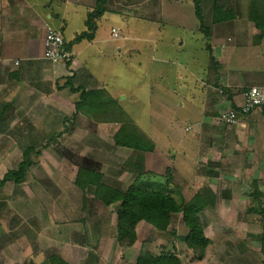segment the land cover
<instances>
[{
	"label": "crops",
	"instance_id": "crops-1",
	"mask_svg": "<svg viewBox=\"0 0 264 264\" xmlns=\"http://www.w3.org/2000/svg\"><path fill=\"white\" fill-rule=\"evenodd\" d=\"M126 1L132 2V6L137 4V0ZM241 1V11L236 12L234 7L227 8L232 11L234 17L220 23H212L209 27L210 36L206 39L204 34L199 31V22L196 23L192 20V14L196 17L193 0H158L159 16L164 14L170 17L169 19L173 22L178 19L177 25L180 27L178 33H183V35L169 37L163 43L164 47L159 43V41H163L161 37V40L156 41L149 35H145L148 33L146 30H144L146 31L144 37H133L136 40H150L153 43V54L149 58L151 61L149 64H152V67L150 65L151 69L149 68L148 73L144 74V78L138 80V85L141 86L146 82L145 86L149 88L150 94L148 102L152 112L160 111L161 114L167 115L162 116L165 119L164 122L140 125L131 116L129 109L125 107L135 103V96L130 91H128V98L125 94H114L107 91L95 74L86 67L87 59L83 57L82 49L79 48L83 44L91 46L97 43L96 34L91 40L84 39L86 42L82 40L83 42L71 45L72 58L68 66H66V61L53 64L42 57L45 27L50 26L65 33L66 29L73 26L74 18L79 19L81 29L75 30L73 27L70 30L69 38L72 37V33L74 34L70 39L72 41L76 35L86 29L85 20L88 13L94 9L96 0H0V91L3 90V85L7 82H14L10 88H7V91L13 90L12 87L17 86L20 78L23 77L22 74L28 71V67L38 66L41 63L39 60L49 62L62 77L68 74L64 79L65 83L66 80H70V83L67 84L68 87L65 84H63L64 87L61 85L63 89L57 91L58 95L53 98L52 102L54 107L59 112L61 111L59 116L66 109L68 112L80 114L81 118L76 120L73 128H83L84 131L80 134L78 143L86 145V152L92 157L91 160L95 162L96 166L92 170L96 177L95 181H88L85 187H81L76 183L77 180H74L73 187L77 186L81 190L82 196L76 205H70L71 212L65 214L66 211L58 210L60 216L57 218L58 221L53 224L55 227L56 225L63 227L52 230L55 234L52 235L53 237H49V242L46 245V249L50 250L47 258H43L40 255L42 252H39L34 255L33 261L37 264H50L49 257L56 256L66 264H135L137 257L148 253L154 256L173 253L180 264H228L231 260L228 259V253L223 246L227 242L235 245V242L240 241L243 249L237 250L238 264H264L260 249H253L249 245L251 238L248 229L244 236H238L234 226H232L233 228L227 227L226 233L222 227L218 231L219 234L215 235L219 241L216 239L218 242L214 245V240L208 230V227H211L210 223L202 222V219H205L204 211L208 207L225 208L229 206L231 208V203L234 205L240 203L246 209L250 204L251 197L248 199L246 196L245 199H241L240 196L239 200L237 195L232 194L226 200L219 201L217 199L220 204L223 203V206H220L218 202L214 204L209 200L212 194L209 195L206 182L199 183V177L204 178V175L199 176L192 172L196 159L229 161L230 172L233 170L234 172H243V170L261 172L259 178L262 180L256 178V181L258 190L264 196V110L254 109L246 116L241 117V124L233 128L224 125L220 119L217 122L215 117L217 112L221 113L230 106L240 103L243 88L251 85H264V32L262 33L249 21L248 0ZM139 2L136 6L139 5ZM150 2L151 0H145L143 3L141 1L142 5L145 4L144 6L150 5ZM151 6V11L154 10V12L150 11L139 15L149 24L158 22L153 20V16L157 12L154 8L155 5ZM188 7L189 9L191 7L189 14L185 9ZM60 9L63 10L62 13H60ZM111 12L118 13V10L112 8L108 9L106 13ZM104 13L97 19V23L104 19ZM186 13L188 18H191L189 23L184 19ZM57 21L59 22L56 25ZM171 21L168 23H173ZM38 30L41 31L40 36H38ZM160 30L161 28L158 27L156 31L161 32ZM187 33L189 35L186 37ZM199 33L203 39L209 41L206 44L204 41L202 43V48L206 50L208 57L205 65L195 71L191 67L193 53L185 52L184 48L188 43L194 41ZM127 37L128 34L123 36L124 39ZM175 42L179 46L176 47L180 54L177 58L170 51L171 48L174 49ZM159 44L166 50L162 52V56L159 53ZM207 44L210 46L209 49L205 46ZM116 49L118 54L124 53L125 50L119 46ZM133 51L135 57L137 53L141 57V50L136 48ZM155 52L158 53V57ZM211 58L213 62H211ZM138 60L135 63L142 66L141 58ZM156 63L168 65L170 63V67L176 65L177 69L169 71V73L172 78L175 77L174 80L179 81L178 86L180 85L181 88L175 89L174 86L167 85L168 74L158 71L157 66L155 67ZM14 65L20 66V71H13ZM80 69L84 71L80 72ZM179 69L183 72L182 74L178 72ZM201 71L202 73H200ZM45 73L42 71L39 74L38 72L37 79L46 81ZM75 73H78L77 84L72 77L73 75L75 77ZM193 85L198 92L197 104L194 102L195 94L192 93ZM82 88L85 91L95 90L97 95L88 99L83 109L77 111L75 104L80 100ZM32 92L33 90H27L20 96L24 98L23 95H32ZM193 104L194 107L191 106ZM119 107L133 120V125L143 133L146 138L145 144L149 147L148 150L116 144L114 137L121 123L118 118L107 116L106 113L114 109L118 111ZM184 107L193 109L186 118L168 117V114L171 115ZM219 123L220 127L216 126ZM214 128L223 132L218 136L211 137L210 133ZM205 131H208V137L204 134ZM74 133L76 135V132ZM87 158H89L88 155ZM237 160L240 163L235 165L234 161ZM169 166H172L171 172H174L171 181L168 180L167 175ZM87 168H83V170H91L88 166ZM161 169L164 172H161ZM99 183L122 192H125L133 184L139 188L160 186L166 191H169L171 186H175L181 194H189L188 196L182 195V199L184 198L185 201H189L195 194H200L206 205L198 217L208 243L205 247L189 248L185 242L188 228L183 222L182 213H175L172 214L167 229L163 231L155 230L152 224L145 220L139 221L135 226L134 243L128 244L126 249L120 250L119 242L121 240L118 239L116 227L119 202L106 205L101 199ZM65 203L63 207L53 205L52 208L53 210L54 208L63 209L67 205ZM52 214L54 217L58 216L55 210ZM176 217L181 219L183 224L179 228H171L173 218ZM206 219L208 220L207 217ZM229 219L231 222L228 223L237 224L232 217ZM243 223L245 227H248V221ZM224 224L225 222L223 226ZM260 227V232L255 234V238L261 237L262 224ZM143 233L146 234L144 241L152 236H157L158 240L164 242H153L154 252L149 247L146 250H141L140 247L138 249L140 243L148 246L146 242L140 240ZM238 248L240 249V246ZM136 251L139 253L138 256H136ZM216 254L217 257L213 263L210 257Z\"/></svg>",
	"mask_w": 264,
	"mask_h": 264
},
{
	"label": "rangeland",
	"instance_id": "rangeland-1",
	"mask_svg": "<svg viewBox=\"0 0 264 264\" xmlns=\"http://www.w3.org/2000/svg\"><path fill=\"white\" fill-rule=\"evenodd\" d=\"M141 1L142 3L145 2V0H137L136 3L138 4L139 2V5L136 6V4L132 6V2H127L126 0H106L104 5L106 10L108 11V9L116 8L118 13H106L107 11H105L104 19H102L100 23L98 21L96 26L95 34L98 38V41H96L97 43L91 46L83 44L79 49H82V55L87 59L86 67L95 74L107 91L114 94H125L127 95L126 98H128V91H130L131 94L135 96V103L130 106L126 105L125 107L129 109L131 116L136 119V122L140 125H148L151 122H164L165 119H163L162 116L167 115L161 114L160 111L152 112L151 105L148 102L150 94L149 88L145 86L146 82L141 86L138 85V80L144 78V74H147L149 68L151 69L152 67V64H149L151 62L149 58L153 54V43L150 40H136L133 37H144L146 31H148L145 35H149L156 41L161 40V37L163 41L161 40L159 43L163 46V43H165L169 37L172 36L174 38L179 34L183 35V33H178L180 30V27L177 25L179 22L178 19H175L173 22L169 19L170 17L164 14L163 16H159V11H157L159 9L158 0H151L150 5L146 4V6H144L145 4L142 5ZM214 1L223 8L234 7L236 12L241 11V0H201L204 22L208 27H211L212 24V6L216 3ZM152 4L155 5L154 8L157 11L155 16H153V20L158 22L149 24L144 18H140L139 15H141V13L150 12ZM144 7H146V9H144ZM185 9L189 14L191 7L190 9L189 7ZM62 12L63 10L60 9V13ZM151 12H154V10ZM188 14L186 13L184 18L185 22L187 20V23L191 20V18H188ZM192 16V20L198 23L199 20H197L193 14ZM159 17H161V19H159ZM170 21L173 23H168ZM58 22L59 21L56 22V25ZM72 23L73 26L71 25L69 27L70 29H66L65 33L59 31L63 33L62 36L67 41H71L70 39L74 35L72 33V37L69 38L70 30L73 27L75 30L81 29L79 26V19L74 18ZM198 24L200 25V23ZM113 27L116 28L118 32L119 36L117 38L112 37L110 34V29ZM158 27L161 28V32L156 31ZM40 34L41 31L38 30V36H40ZM125 34H128L126 39L123 38ZM188 35L187 33L186 37ZM203 41L205 44L209 43V41L203 39L202 35L200 36L199 33L197 37L194 38V41L188 43L184 48L185 52L193 53L191 67L194 68L195 71L198 69L200 70V67H203L205 65L204 63L207 61L208 54L206 50L202 48ZM175 43L174 49L171 48L170 51L171 54L177 58L180 54H178L176 47L179 46H177V42ZM161 45L159 44L160 56H162L163 51H166L163 48L164 46L162 47ZM117 46L124 48L125 50H122L124 53L121 52L118 54L116 49ZM136 48L141 50V57L138 53L136 57L134 56L133 50ZM129 54L131 55L129 56ZM155 55L158 57L157 52H155ZM138 58H141L142 66L135 63L139 61ZM211 60V62H213V59ZM39 61L41 63H39L38 66L33 68L28 67V71L22 74L23 77L20 78L21 80L17 86L12 87L14 88L13 90L7 91V88H10V86L14 84L9 78V80H11L9 82L11 83L7 82L4 84L3 90L0 91V179L8 170L17 169L19 163L23 160L25 149L28 147L32 148L28 152L30 165L26 169L23 181L20 183L8 181L0 186V264H37L33 260L35 257L34 255H37L39 252H42L40 255L43 258H47L50 250L46 249V245L49 239L53 237L52 235L55 234L52 230L55 228L62 229L63 227L61 225H56L55 227V224H53L58 221L57 218L60 216L58 210H62L63 212L66 211L65 214L71 212L72 207H70V205H76L80 196H82L80 194L81 190L77 186L73 187V184H75L74 180H77V173L79 170L87 168V166L91 170H94L96 167L94 164L95 162L91 160L92 157L86 152V145L78 143L80 140L79 136L84 131L83 128H73L76 120L81 118L80 114L68 112L66 109L64 113L59 116L61 111L59 112L52 102L53 98L58 95L57 91L63 89L61 85L65 84V86L68 87L64 80L68 74L66 73L67 75L62 77L58 70L49 62L44 60ZM163 64L156 63L155 67L157 66L158 71L168 74L167 77L169 82L167 85H172L175 89L181 88L180 85L178 86L179 81L174 80L175 77L172 78L169 73V71L172 72L174 69H177V66L170 67V63L169 65ZM150 65L151 67H149ZM14 66L15 69L13 71L19 70L20 66ZM82 70L83 69H80V72ZM42 71L46 72V81L37 79L38 72L40 74ZM178 72L181 74L183 73L181 69H179ZM78 73H75V77L74 75L72 76L76 84L78 82ZM200 73H202V71ZM27 90H33L32 95L25 94L23 95L24 98H22L20 94ZM192 93L195 94L194 102L197 104L198 92L196 88H194V85L192 86ZM191 106L194 107V104ZM191 110L193 109L184 107L171 115L168 114V117L186 118ZM106 115L111 116L109 113H106ZM215 117L217 122H219L220 112H217ZM131 121L133 123V120ZM220 125L219 123L216 126L220 127ZM229 127L233 128L234 126ZM74 132H76V135ZM222 132V130L218 131L214 128L210 136H218ZM207 133L208 131H205L204 134L208 137L209 134L207 135ZM86 154L90 159L87 158ZM195 162L193 171L192 168H190V170L195 172V174H199V176L204 175V178L199 177V183L206 182L204 183L210 193L208 194H212L209 200L214 204L218 202L217 199H219V201L221 199L226 200L230 198L232 194L237 195L239 200L240 196L241 199H245L246 196H248L249 199L254 189H258L256 178L262 180L259 178L261 172L249 170H243V172H234L233 170L230 172L229 161H212L201 158L200 160L196 159ZM239 163L238 160L234 161L235 165ZM171 169L172 166H169L167 172L168 178L174 175ZM160 171L164 172L163 169ZM95 179L94 172L86 171L81 173L80 176V180L84 182V184L88 183V180L95 181ZM171 180L172 178L169 181ZM233 182L234 184H232ZM193 185L195 186V184ZM246 186L247 188H244ZM155 188L156 187L153 188V186L151 187V189ZM169 192L177 200H181L183 196L189 195L186 193H183L184 195L181 194V192L176 190L175 186H171ZM261 198L264 199V196L262 195ZM64 202L67 204L64 207L65 210L64 208H54L58 215L54 217L52 214L54 211L52 206L61 205V207H63ZM219 205L223 206V203H219ZM231 206V208L229 206L225 208L213 206L214 208L208 207L204 211L203 216L205 219H202V222L205 221L210 223L211 227L209 226L208 230L213 238L212 240H214V245L219 241L215 235L219 234L218 231H220L222 227L224 233H226L227 227L234 226L238 236H244L248 229L251 238L249 245H251L253 249L259 250L261 247V237H254L255 234H259L257 232H260L261 229L259 216L250 213L248 210L249 206L246 209L240 203L237 205L231 203ZM65 214L63 213V216H65ZM230 217L235 220L237 223L236 225L228 223L231 222L229 219ZM173 219L171 228H179L180 225L182 226L183 223L181 219L177 217ZM223 221L225 222L224 226ZM242 221H248V225L246 224L248 227H245ZM215 232L217 233L215 234ZM145 236L146 234L143 233L140 240H143ZM157 238V236H152L147 241L143 240L148 246L140 243L137 248L139 249L140 247L141 250H146V248L149 247L152 252H154L153 242L159 243L163 241ZM119 243L120 250L126 249V246H128L126 239ZM239 246L240 249L238 248ZM223 248H226V252L228 253L227 257L231 260L228 264H238V259L236 258L238 254L237 250L240 251L243 249L240 241L235 242V245L234 243L228 244L227 242ZM138 255L139 253L137 252L136 256ZM215 257H217V254L210 257L213 263Z\"/></svg>",
	"mask_w": 264,
	"mask_h": 264
},
{
	"label": "trees",
	"instance_id": "trees-1",
	"mask_svg": "<svg viewBox=\"0 0 264 264\" xmlns=\"http://www.w3.org/2000/svg\"><path fill=\"white\" fill-rule=\"evenodd\" d=\"M106 0H96L94 9L88 13L85 20L86 29L76 35L71 42L64 41V48L71 51V45L78 43L84 39L91 40L94 37L97 19L103 15L106 11L104 7ZM216 2V1H214ZM194 10L197 19L199 20V29L204 34L206 39L210 36V29L205 25L201 0H193ZM233 13L227 8H223L218 3L213 4L212 23H220L229 19H232ZM248 19L257 28L264 32V0H249L248 7ZM62 35V33H61ZM63 37V36H62ZM207 49L210 46L207 44ZM212 59V58H211ZM212 61V60H211ZM66 66L70 64V60H67ZM70 80H66V84H69ZM72 89V88H71ZM79 89V88H78ZM97 95L95 90L85 91L82 88L80 94V100L75 104L76 110L80 111L85 106V102L88 99L94 98ZM116 111L110 110V117H116L119 119L121 126L115 134V142L117 145L132 147L135 149L148 150L149 147L145 144L146 138L139 131V129L133 125L131 118L122 110L118 108ZM31 147L25 149L23 154V160L19 163L17 169L8 170L0 179V186L4 185L8 181L14 183H20L23 181L26 174V169L30 165L28 158V152ZM151 149V148H150ZM91 172L92 170H88ZM86 170H79L76 183L85 187L84 182L80 180L81 173ZM93 172V171H92ZM168 172V171H167ZM168 180H170L168 178ZM89 181V180H88ZM92 183V182H90ZM101 192V199L109 205L114 202H119L117 206V236L119 240H127L128 244H133L136 238L134 228L136 224L145 220L152 224V226L159 230H166L172 214L182 213V219L185 226L188 228V233L185 238V242L189 248L205 247L208 243L202 225L199 221V213L205 208L206 202L200 194H195L189 201L183 199L177 200L169 191L162 189L160 186L155 189L151 188H139V186L133 184L125 192L111 189L109 187L98 184ZM262 194L258 189H254L251 194L250 204L248 210L252 214L259 216L262 224L261 232V244L260 253L264 261V199L261 198ZM50 264H66L63 260L56 256L49 257ZM135 264H180L178 259L173 253L168 255L145 254L137 257Z\"/></svg>",
	"mask_w": 264,
	"mask_h": 264
},
{
	"label": "built area",
	"instance_id": "built-area-1",
	"mask_svg": "<svg viewBox=\"0 0 264 264\" xmlns=\"http://www.w3.org/2000/svg\"><path fill=\"white\" fill-rule=\"evenodd\" d=\"M112 37H118L116 28H111ZM42 57L51 63L71 60L72 52L64 48L61 33L50 26H46L43 36ZM254 109L264 110V85H251L241 90V101L239 104L230 106L220 113L222 123L229 126L240 125V119Z\"/></svg>",
	"mask_w": 264,
	"mask_h": 264
}]
</instances>
